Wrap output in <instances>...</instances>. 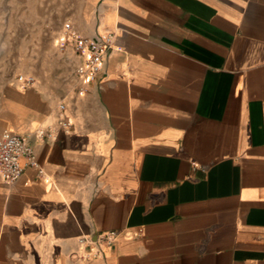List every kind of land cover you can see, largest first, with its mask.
<instances>
[{"label":"crops","instance_id":"crops-1","mask_svg":"<svg viewBox=\"0 0 264 264\" xmlns=\"http://www.w3.org/2000/svg\"><path fill=\"white\" fill-rule=\"evenodd\" d=\"M71 21L114 33L84 92L71 61L64 84L0 74V133L36 162L0 179V264H264V0H93Z\"/></svg>","mask_w":264,"mask_h":264},{"label":"rangeland","instance_id":"rangeland-1","mask_svg":"<svg viewBox=\"0 0 264 264\" xmlns=\"http://www.w3.org/2000/svg\"><path fill=\"white\" fill-rule=\"evenodd\" d=\"M89 1L0 0V74L49 73L63 84L69 82L71 62L53 47V33Z\"/></svg>","mask_w":264,"mask_h":264},{"label":"built area","instance_id":"built-area-1","mask_svg":"<svg viewBox=\"0 0 264 264\" xmlns=\"http://www.w3.org/2000/svg\"><path fill=\"white\" fill-rule=\"evenodd\" d=\"M114 33L105 31L91 37L78 32L69 18L62 21L56 38V49L72 62V71L76 77L78 93L86 90L87 84L96 81L105 59L113 48ZM70 54V55H69ZM68 55V56H67ZM77 59V61H74ZM16 78L22 86H31L34 77L18 73ZM61 107V103L59 104ZM58 125L64 132L70 127L66 116H61ZM38 136H50V130L40 129ZM25 162L21 164L20 159ZM36 166L33 147L27 136L3 129L0 133V179L5 183L14 181L22 172L23 165ZM116 230L98 234L96 241L113 242Z\"/></svg>","mask_w":264,"mask_h":264}]
</instances>
